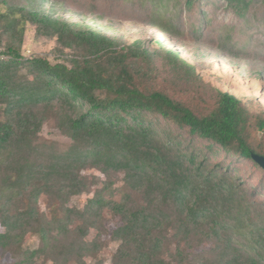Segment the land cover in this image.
I'll return each mask as SVG.
<instances>
[{
	"label": "trees",
	"instance_id": "16d2710c",
	"mask_svg": "<svg viewBox=\"0 0 264 264\" xmlns=\"http://www.w3.org/2000/svg\"><path fill=\"white\" fill-rule=\"evenodd\" d=\"M42 2L135 21L264 73V0H0V257L105 264L109 235L110 264H264V170L252 158L264 156V112L174 50L160 78L147 40L122 46ZM29 27L55 42L50 54H24ZM51 119L66 146L41 140ZM242 165L260 182L247 188Z\"/></svg>",
	"mask_w": 264,
	"mask_h": 264
},
{
	"label": "rangeland",
	"instance_id": "374dc122",
	"mask_svg": "<svg viewBox=\"0 0 264 264\" xmlns=\"http://www.w3.org/2000/svg\"><path fill=\"white\" fill-rule=\"evenodd\" d=\"M41 4V7L46 11L48 10L49 14L53 17L72 23H85L113 38L122 46L132 45L137 40H147L149 42L148 45L157 54L160 78L165 76V66L169 60L168 55H171L170 53L174 50L187 63L195 67L197 75L203 82L210 84L215 89L229 92L236 96L252 113L264 112V73L262 72L263 68L260 63L228 58L210 45L186 40L172 41L152 27L135 21L125 20L124 18L110 17L106 14L98 16L66 8L59 4H52L51 2H42ZM54 46V41L36 38L34 29L28 28L24 45L25 55L50 54ZM178 91L185 93L186 95H182L188 96V98L192 96L191 91L185 87L180 86ZM41 140L48 143L57 142L61 146H66L68 143V140L56 128L53 119L44 125ZM220 158L225 157L223 154H220ZM87 174L98 176L101 182L106 180L105 176L97 171H90ZM239 176L246 182V187L251 188L260 182L262 173L254 170L250 165H242L240 166ZM101 182L97 187H100ZM87 198L88 196H77L74 198L73 203L83 206ZM42 208H44L43 204ZM105 222L109 232L118 223L110 214H106ZM109 237L107 235L103 238L106 246L100 253L101 257L105 260V264H110L112 254L116 250V245L110 242ZM0 264H6L1 257Z\"/></svg>",
	"mask_w": 264,
	"mask_h": 264
},
{
	"label": "water",
	"instance_id": "95a60500",
	"mask_svg": "<svg viewBox=\"0 0 264 264\" xmlns=\"http://www.w3.org/2000/svg\"><path fill=\"white\" fill-rule=\"evenodd\" d=\"M252 158L264 170V156L253 154Z\"/></svg>",
	"mask_w": 264,
	"mask_h": 264
}]
</instances>
